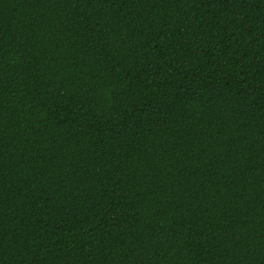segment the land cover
<instances>
[{
	"label": "trees",
	"instance_id": "trees-1",
	"mask_svg": "<svg viewBox=\"0 0 264 264\" xmlns=\"http://www.w3.org/2000/svg\"><path fill=\"white\" fill-rule=\"evenodd\" d=\"M0 264H264V0H0Z\"/></svg>",
	"mask_w": 264,
	"mask_h": 264
}]
</instances>
